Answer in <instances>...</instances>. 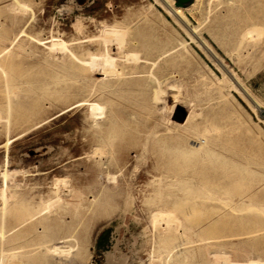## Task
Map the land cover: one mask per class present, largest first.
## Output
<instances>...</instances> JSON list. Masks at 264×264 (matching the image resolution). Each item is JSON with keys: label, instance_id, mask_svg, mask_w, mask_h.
I'll return each instance as SVG.
<instances>
[{"label": "rangeland", "instance_id": "obj_1", "mask_svg": "<svg viewBox=\"0 0 264 264\" xmlns=\"http://www.w3.org/2000/svg\"><path fill=\"white\" fill-rule=\"evenodd\" d=\"M177 1L0 0V111L11 99L18 116L0 120V193L26 202L7 213L0 264H264V0H192L183 18ZM106 24L142 57L110 41L122 75L104 80ZM187 139L254 169L253 200L188 172ZM26 208L42 212L11 229Z\"/></svg>", "mask_w": 264, "mask_h": 264}, {"label": "bare ground", "instance_id": "obj_2", "mask_svg": "<svg viewBox=\"0 0 264 264\" xmlns=\"http://www.w3.org/2000/svg\"><path fill=\"white\" fill-rule=\"evenodd\" d=\"M183 9L184 7L181 6H177L176 7V12L177 15L181 16L183 18ZM105 29L102 30L101 32V37H102V43L104 45H106V49L103 52H95L93 53V73H96L98 75L99 78L101 79H108V78H112V77H121V71H119V61L118 58L115 57V55L112 53V51L110 50L111 48H109L111 45L108 46V43L112 40H116L117 41V48L120 49V52H123L124 55L126 56V58H128L130 61H138L140 60V58L142 57L138 52L136 51H131L128 50L129 48H127V46L129 45V40L127 37V32L126 30H124V28H122L121 26L115 24V25H105L104 27ZM261 28V27H260ZM260 28H251L247 31L248 35H252L255 31L256 33H260L262 32V30ZM264 28V27H263ZM261 35V34H260ZM262 36V35H261ZM98 37V36H97ZM100 37V38H101ZM99 38V37H98ZM99 38V39H100ZM98 39V40H99ZM242 40H244L243 38H241ZM259 39V38H258ZM241 40V42H242ZM101 42V41H100ZM112 43V42H111ZM110 43V44H111ZM115 43V42H114ZM58 46V43H56ZM242 44V43H241ZM60 45H64V43H60ZM59 45V46H60ZM55 46V45H53ZM52 46V47H53ZM58 46V47H59ZM146 47V45H145ZM60 48L62 50H67V49H63V47L60 46ZM143 51V50H142ZM65 52V51H64ZM4 49L0 51V56H2L4 54ZM71 53V52H70ZM154 54V53H153ZM6 65H4V62L0 61V71L2 72V74H4V76L6 78H4V80L6 81V86L10 85L8 83V74H7V70L5 68ZM132 70V69H131ZM150 75V74H149ZM173 84V83H172ZM175 84V83H174ZM169 86V85H168ZM172 87V86H171ZM15 91V90H14ZM16 92V91H15ZM17 93V92H16ZM12 94V93H11ZM162 94V93H161ZM7 95V94H6ZM13 95V94H12ZM156 96V95H155ZM175 98V97H174ZM7 99H8V95H7ZM8 101V105L5 109V111H3L5 114L3 115V112L0 111V120L1 119H5L6 123L9 125H13L12 121L14 120V116L15 119L18 117L16 116V114H14L13 112V108H12V101L11 99L7 100ZM157 101V100H156ZM174 101V100H173ZM167 104V103H166ZM162 105V104H161ZM175 105V104H174ZM165 106V105H164ZM163 107V106H162ZM164 108V107H163ZM172 108V107H171ZM170 109V108H169ZM163 111V109H162ZM170 112V111H169ZM196 114V113H195ZM31 117V116H30ZM167 117V116H166ZM165 117V118H166ZM172 117V116H171ZM171 119V118H170ZM191 119V115L187 118L186 122L190 121ZM17 122V121H16ZM170 122V121H169ZM173 122V120H172ZM176 129H181L179 128V126L175 125L173 127H167L166 128V133L165 136H163L161 140H165L167 138H171V139H178L179 135H177L175 132H172L173 130ZM210 130V129H209ZM159 130H155V134H159L158 133ZM109 135V134H108ZM107 139V138H106ZM112 139V138H110ZM184 145L183 148H185V152L180 154V157L184 159V161L186 162L187 165V170L188 172H190L191 174H195L196 177L199 180H202V182H212L211 185L219 188L221 191H225L228 192L229 194L232 195V193L234 195H239L241 200H253L254 196L257 195V190L255 184L256 182L260 181L257 177V173L254 169L250 168L249 166L246 167H240L238 164H233L232 161L234 160H227L228 158L224 157L220 158L218 157L219 155L216 154V152L212 149L211 146L208 145V142L206 139H204L203 141L200 142V145L198 147H193L188 143V139L185 143H183ZM111 146V145H110ZM178 147L180 148L181 146L178 145ZM146 148V147H145ZM183 150V149H182ZM98 151V150H97ZM97 154V153H96ZM99 154V153H98ZM218 169H221L223 172L222 173H218L216 174L215 178L212 180V177L210 176L211 172L217 171ZM183 171V170H180ZM5 175V174H4ZM233 175H237L241 177V180H239V183H247L248 186H246L243 189L238 190L237 192H233L231 189L227 188V181H226V177H230ZM246 176H250L248 177V179L244 178ZM221 178H225V181H221ZM61 180V179H60ZM5 181V180H4ZM109 181V180H108ZM57 182V181H56ZM184 182V181H182ZM209 182V183H210ZM180 183V182H179ZM22 185V184H21ZM180 185V184H179ZM177 187V186H176ZM182 187V186H181ZM197 187V186H196ZM210 188V187H209ZM57 189V188H56ZM170 189V188H169ZM192 189V188H191ZM197 189V188H196ZM114 190V189H113ZM56 191V190H55ZM190 193V189L183 191V193L181 194H188ZM0 195L2 196L3 199V206L1 208V224H2V228L0 229V233L1 236H4V227L6 226L7 221V213L9 210L14 209L15 207H17L19 204H23L26 203L25 200H17L14 203L10 202L9 196L11 195V197H13L15 195L14 192H12L11 194H8L7 191H1ZM58 195V198H62V196H60L61 194L58 193V191H56V194ZM127 195H131L130 192ZM72 197V196H71ZM79 198V197H78ZM239 199V198H238ZM228 200V199H227ZM240 200V201H241ZM243 201V202H244ZM225 202V201H224ZM49 203V202H48ZM53 203V201L51 203L48 204V207L51 206ZM68 203V202H67ZM226 203V202H225ZM71 204V203H70ZM228 204V203H226ZM69 205V204H68ZM229 205V204H228ZM15 206V207H14ZM54 206V205H53ZM72 206V205H71ZM47 207V206H46ZM257 209V208H256ZM166 210V209H165ZM163 210V214L165 213ZM160 211V210H158ZM42 210H38V211H31L29 210V208L26 210L23 209L22 211V215L21 217V221H19V223H17L16 225H14L11 229L16 228L17 226L20 225H24L26 223H29V221L34 219V216L38 213H41ZM167 214H165V217L167 219H164L163 215L161 214V212H157L156 215H154L156 217V220H160L159 216L161 217V220H165L166 222V226H165V230L169 231L171 227H173V224L176 220V218L172 217L173 214L170 213L169 211H166ZM210 213V212H209ZM172 214V215H171ZM157 215L158 218H157ZM153 216V217H154ZM216 215V219H217ZM163 217V219H162ZM174 219V220H173ZM215 219V220H216ZM167 220V221H166ZM154 223H158L155 221L154 218ZM160 223V222H159ZM155 226V225H154ZM174 228V227H173ZM157 230V229H156ZM14 233V232H13ZM166 233V232H165ZM168 234V233H167ZM75 237L76 235H64L61 236L60 238H62L63 240L59 241L60 243H69L68 241L71 240L70 237ZM6 237V236H5ZM26 238V237H25ZM36 245V244H35ZM47 251L49 252H55V253H59V252H63L64 249L62 248L63 245H58L55 244L54 242L51 244H47ZM70 249L73 246L72 243L69 244ZM69 251V249H68ZM56 255V254H55ZM171 255V254H170ZM59 257V256H58ZM258 258V257H257ZM256 259V258H255ZM26 261V260H25ZM120 261L116 262V260H110V264H119ZM258 262V261H256ZM253 262L251 261L250 264H252ZM255 263V261H254Z\"/></svg>", "mask_w": 264, "mask_h": 264}, {"label": "water", "instance_id": "obj_3", "mask_svg": "<svg viewBox=\"0 0 264 264\" xmlns=\"http://www.w3.org/2000/svg\"><path fill=\"white\" fill-rule=\"evenodd\" d=\"M192 0H178L176 5H180V6H183L185 5L186 3H189L191 2Z\"/></svg>", "mask_w": 264, "mask_h": 264}]
</instances>
